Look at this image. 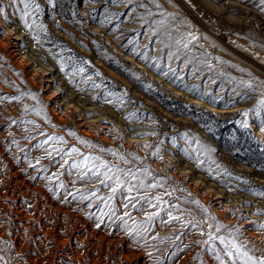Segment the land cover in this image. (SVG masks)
I'll return each instance as SVG.
<instances>
[{"label": "rangeland", "instance_id": "obj_1", "mask_svg": "<svg viewBox=\"0 0 264 264\" xmlns=\"http://www.w3.org/2000/svg\"><path fill=\"white\" fill-rule=\"evenodd\" d=\"M0 7V264H232L209 232L264 256L260 0Z\"/></svg>", "mask_w": 264, "mask_h": 264}, {"label": "snow or ice", "instance_id": "obj_2", "mask_svg": "<svg viewBox=\"0 0 264 264\" xmlns=\"http://www.w3.org/2000/svg\"><path fill=\"white\" fill-rule=\"evenodd\" d=\"M21 2L25 3V8H27L28 0H21ZM260 3H261V5H264V0H260ZM262 10H264V9H262ZM3 11H4L3 7H0V14H3ZM25 14H27V13L25 12ZM21 19L23 20V16L21 17ZM24 26L28 27L27 24H25ZM0 35H2V33H0ZM34 39H36V38L34 37ZM193 39H195V37H193ZM185 47H186V45H185ZM0 59H2V57H0ZM57 63L60 64V71L64 72V64L61 61H57ZM85 63H87V62L85 61ZM80 72H83V68L80 69ZM17 75H19V73H17ZM97 75H99V73H97ZM69 83H71V81H69ZM250 86H251V84H249V87ZM95 87H98V85H95ZM149 87H151V86H149ZM29 95L31 96V98L33 100L36 99L35 95H32V94H29ZM93 99H96V98L93 97ZM261 103H264V101H261ZM25 110L27 111V109H25ZM45 119H47V118L45 117ZM245 127H247L246 123H245ZM260 130H261V132H264V127H262ZM68 134L71 136H75V133H73V132H69ZM48 139H50V140L55 139L59 143H64L62 137H49ZM44 143H47V140ZM80 143L87 144L88 142L87 141H80ZM89 147H96V146L95 145H89ZM145 147L148 148V147H151V145H145ZM100 150L105 151L104 149H100ZM61 151H63V150L62 149H56L57 154H59ZM73 153L78 154L77 149L72 148L69 152L64 153V155L71 156ZM111 154L113 156H117L121 160L124 159V157L120 156V154L117 152H112ZM48 155L51 156V153H48ZM152 155L157 156V158L162 159V157L159 156V149L158 148L156 149L155 152L152 153ZM133 159H139V158L133 156ZM97 161H99V162L97 163ZM89 162H91V166H89ZM124 162L127 163L126 160ZM37 163H39V161H37ZM64 163H67V160H65ZM72 167L77 168V169H81V168L87 169L86 172H83V176H87L88 172H91L92 175L96 176V177L103 176L104 179L101 180V183H104L108 179H113V176H115L114 182L116 184V187H119L122 183L120 178H119V175L121 173H123L124 175H131V177L133 179H135V173H125L124 170H122V169L110 167L104 161H100L98 157L85 156L81 163H75L74 162L72 164ZM196 167L197 168L200 167L199 161H197ZM101 169H105V171L101 172ZM110 173L113 175L110 176L109 175ZM144 173H145V175L150 174L147 168L144 169ZM208 174L211 176L212 172L209 171ZM223 174L224 175H231L230 173H227V172H224ZM213 178L215 179L217 177H213ZM236 179H240V178L237 177ZM140 186L144 187L143 181L140 182ZM157 186H158L157 184H152V185H149L148 187L155 188ZM132 190L133 189L131 187L128 188L129 192H131ZM228 190L232 191L231 188H229ZM115 191H116V188H113L112 192L115 193ZM259 194L264 195V192H261ZM92 195H96V193L93 192ZM189 195H191V194L189 193ZM84 198H86V197H83V196L81 197V199H84ZM101 199H103V198H101ZM108 199H111V196L108 197ZM156 201L159 203V201H160L159 196L156 197ZM149 203L151 204V201ZM193 203H196L199 207H203V206L199 205L198 201H193ZM172 207L176 208L177 206L173 205ZM203 211L205 213H207L208 210L206 208H203ZM168 215H169L170 221L173 219H175V220L180 219V217H175L170 212ZM149 218L151 219V217H149ZM209 219L215 220V217H209ZM209 227H211V225H209ZM224 227H225L224 225L217 223L215 226V230H216V232H219L221 230V228H224ZM259 227L261 230H264V225H260ZM239 231H240L239 228H236L234 230H230L229 234H230V236L235 237L239 233ZM201 234L203 235V233H201ZM214 239H219L220 242L225 245L224 255L228 256L232 260V264H237V262H239V264H264V256H259V257L254 256L252 254L254 249H249L247 247L246 242L237 243L235 238L226 240V238L224 236L215 237L211 232H209L208 233V240L204 241V243L207 244L208 241H212ZM209 247L211 248L210 245H209ZM216 259H217V261H219V264H224V260L221 258V256L218 253L216 255Z\"/></svg>", "mask_w": 264, "mask_h": 264}]
</instances>
